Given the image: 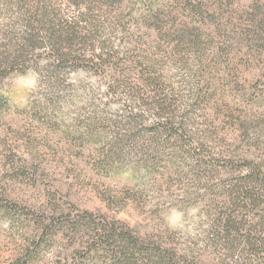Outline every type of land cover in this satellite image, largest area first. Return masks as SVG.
Wrapping results in <instances>:
<instances>
[{
    "label": "rangeland",
    "instance_id": "374dc122",
    "mask_svg": "<svg viewBox=\"0 0 264 264\" xmlns=\"http://www.w3.org/2000/svg\"><path fill=\"white\" fill-rule=\"evenodd\" d=\"M35 4L87 39L0 80V264H121L111 225L152 257L203 243L227 176L206 164L264 160V0H0V60L44 30Z\"/></svg>",
    "mask_w": 264,
    "mask_h": 264
},
{
    "label": "trees",
    "instance_id": "16d2710c",
    "mask_svg": "<svg viewBox=\"0 0 264 264\" xmlns=\"http://www.w3.org/2000/svg\"><path fill=\"white\" fill-rule=\"evenodd\" d=\"M31 9L27 17L30 19L28 27L33 29L37 23L44 30H26L27 34L23 39L27 37L29 44L23 45L13 57L0 60V80L7 73L21 69L26 63V58L33 56L34 51L42 47L63 58L72 53L71 47L64 46V43L77 38L81 41L87 39V32L78 30L80 28L78 24L72 25L68 21L56 22L47 6L35 4ZM82 15H86V12ZM63 63L65 62H61ZM147 63L154 64L149 61ZM61 64L59 67L67 66ZM146 80H152L151 83L156 85L158 82V78L155 77ZM166 100L167 97L164 96L163 103H160L162 109L172 106L168 105ZM4 104L6 100L0 94V108ZM169 121L164 123L170 127L167 129L172 131V134L178 131L180 133L191 131L190 118L187 115L181 116L179 120L175 119V116L170 117ZM167 129L165 130L168 131ZM192 133L193 131L190 135ZM196 159L200 168L206 163L200 158ZM223 168L226 169L227 176L222 179L219 192L210 194L208 198L207 213L211 218V224L201 234L205 246L201 240H197L184 247H175L172 257L162 253L152 257L150 250L139 243L137 235L114 225H111L109 230L102 228L98 231L101 234L99 239L104 238L101 243L106 241L111 257L121 264H138L141 259H147L154 264H212L206 263L204 253L211 255L215 261L213 264H264V160L243 159V162L226 164L210 162L206 164L205 172L217 174ZM92 222L95 221L92 219ZM96 225L100 226L102 223Z\"/></svg>",
    "mask_w": 264,
    "mask_h": 264
}]
</instances>
